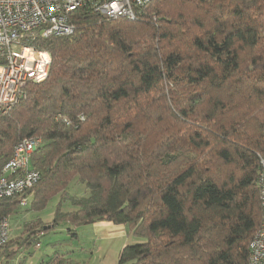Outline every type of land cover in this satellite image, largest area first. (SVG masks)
<instances>
[{"label": "trees", "instance_id": "1", "mask_svg": "<svg viewBox=\"0 0 264 264\" xmlns=\"http://www.w3.org/2000/svg\"><path fill=\"white\" fill-rule=\"evenodd\" d=\"M72 22V34L35 42L48 75L0 119V168L19 141L42 138L30 209L58 198L3 258L59 225L107 220L132 237L118 264H249L262 221L264 0H152L134 18L85 7ZM19 200H0V216ZM71 253L41 264H76Z\"/></svg>", "mask_w": 264, "mask_h": 264}, {"label": "built area", "instance_id": "2", "mask_svg": "<svg viewBox=\"0 0 264 264\" xmlns=\"http://www.w3.org/2000/svg\"><path fill=\"white\" fill-rule=\"evenodd\" d=\"M152 0H0V119L11 113L25 98L32 82L46 79L51 55L37 47L40 38L70 35L75 30L74 11L92 7L102 15L134 18L139 8ZM42 138L19 141L0 168V200L18 197L28 203L27 190L37 183L40 173L31 164V154ZM259 188L262 221L250 242L249 264H264V152L260 155ZM10 216H0V253L11 239Z\"/></svg>", "mask_w": 264, "mask_h": 264}, {"label": "crops", "instance_id": "3", "mask_svg": "<svg viewBox=\"0 0 264 264\" xmlns=\"http://www.w3.org/2000/svg\"><path fill=\"white\" fill-rule=\"evenodd\" d=\"M70 228L78 232L74 239L67 231ZM81 229H86L85 238L80 234ZM47 235H49V240L46 245L42 241L40 245L26 250L34 252L36 249L30 263L41 264L56 251L61 250V252L73 251L71 258L76 264H118L121 249L132 242V237L127 233L125 225L107 220L97 221L91 225L66 223L57 226L45 236ZM81 239L83 240L80 241ZM62 241L65 245H62ZM78 241L80 243L75 244ZM14 258H6L7 264H11ZM28 260L29 258L25 260L26 264ZM3 261L2 257L0 263L5 264Z\"/></svg>", "mask_w": 264, "mask_h": 264}, {"label": "rangeland", "instance_id": "4", "mask_svg": "<svg viewBox=\"0 0 264 264\" xmlns=\"http://www.w3.org/2000/svg\"><path fill=\"white\" fill-rule=\"evenodd\" d=\"M72 190H74V192H77L78 194L83 193L82 192L83 190L81 187H76V188L70 187V191L72 192V194H75ZM31 199H32V196L30 195L29 199H28V203L24 206L19 205L18 210L14 214L10 215V221L12 224L11 238H15L16 236H18L21 233L23 225L27 221H31V220L36 219L38 217H41L46 222H49L51 220L52 214H53L54 209H55V205L58 202V198L57 197L53 198L50 201L49 205L46 207V209L43 210L42 212H36V211H33L32 209H30ZM72 207L73 206H71L70 203H67L64 205V209H66V210H70V209H72ZM80 234L83 236V238H85L86 229H81ZM48 238H49V235L44 237V240H43L44 245H46V243L48 242V240H49ZM82 240L83 239H81L80 241H82ZM80 241H78L75 244L80 243ZM61 243H63L62 245H65V242L62 241ZM7 248L8 247L6 246L4 248V250L0 253V259L2 257H4V253L7 251L6 250ZM35 251H36V249L34 250V252ZM34 252H28L26 250L25 251L20 250L18 252V254L15 256V258L12 259L13 263L11 261V264H26L25 260L27 258H29V260L27 261V264L30 263L32 260L31 257H33ZM6 260L7 259L5 257L4 261H3L5 264H7ZM30 264H32V263H30Z\"/></svg>", "mask_w": 264, "mask_h": 264}]
</instances>
